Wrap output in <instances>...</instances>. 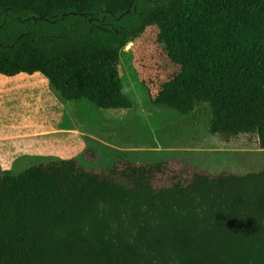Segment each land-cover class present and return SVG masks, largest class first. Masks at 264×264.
<instances>
[{
  "label": "trees",
  "instance_id": "16d2710c",
  "mask_svg": "<svg viewBox=\"0 0 264 264\" xmlns=\"http://www.w3.org/2000/svg\"><path fill=\"white\" fill-rule=\"evenodd\" d=\"M156 26L211 79L208 136H256L264 158V0H0V75L40 73L68 107L108 106L117 54ZM89 152L0 174V264H264V168L114 151L96 170Z\"/></svg>",
  "mask_w": 264,
  "mask_h": 264
},
{
  "label": "rangeland",
  "instance_id": "374dc122",
  "mask_svg": "<svg viewBox=\"0 0 264 264\" xmlns=\"http://www.w3.org/2000/svg\"><path fill=\"white\" fill-rule=\"evenodd\" d=\"M153 28L147 29L138 39L128 43L121 51V60H124L129 73L132 67L133 76L131 78L127 74L122 80L128 88L130 82L136 85L142 74L148 71L147 64L155 66L158 72L159 70L162 73L169 71L168 78L163 83L167 86L165 97L170 98L172 107L176 102L179 103L182 98L188 96L183 84L186 83L185 76L184 79L177 80L176 76L171 73L174 61L168 50L176 47L173 45L170 47L169 44L174 43L178 38L175 31L162 30L158 36L167 34L171 40L156 44L149 38L155 33ZM164 45L166 47H163ZM185 73L186 68L184 75ZM36 75V81L45 87L39 84L34 85L39 93L32 98L10 97L9 100L16 112L7 116L0 114V174L6 170L18 173L53 159H71L87 148L90 152L86 156V167L104 170L115 159L114 151H122L115 146L136 147L133 155L136 154L141 160L170 162V159L177 161L186 159L191 163L195 162L201 169L215 174L223 171L246 174L264 168L263 150L259 147L256 136H242L229 145L208 136L209 121L213 110L212 103H210L212 108L206 110L205 114L195 122L175 128L173 124L181 123L186 119L183 118L168 125L161 119L157 96L151 95V101H156L157 104L146 105L145 116L140 113L138 124H148L146 114L147 110L151 109L156 112L157 120L161 124L165 122L164 126L170 127H164L168 130L159 132L150 129L147 131L114 129L108 125L103 128L99 127L96 122H98L97 113L106 109L105 107L91 103L95 107L90 112L94 117L92 120L94 122L86 121L80 116L75 121L70 113L75 109V103L68 107L69 104L64 102L59 93L51 88L48 79L43 74ZM152 83L149 86L150 92L152 85H157L158 81ZM0 99L7 100L8 98L6 95H1ZM120 114L129 115V112H120ZM169 115L172 122L175 117L173 108L169 110ZM172 128L175 129L172 130ZM79 130L84 133H79ZM158 140L160 142H157ZM103 141L110 145L104 144ZM158 149L168 151L161 152ZM213 149L218 153L213 152Z\"/></svg>",
  "mask_w": 264,
  "mask_h": 264
},
{
  "label": "crops",
  "instance_id": "0c3cea01",
  "mask_svg": "<svg viewBox=\"0 0 264 264\" xmlns=\"http://www.w3.org/2000/svg\"><path fill=\"white\" fill-rule=\"evenodd\" d=\"M149 28H153V27H149ZM153 29L155 31H158V33L162 30L175 31V29L171 28L170 26H156ZM175 39H176V35H175ZM178 40L176 39L174 43H171V45H173L176 48H174L169 53V55L173 57V61H174L172 65V71H173L172 73L176 76L177 80H179V76H181L180 79H184V70L186 68V65L191 66V68L193 67L191 63L183 57L184 48L180 43V41L178 42ZM121 61L122 60L120 59V66L122 68ZM147 68L148 71L142 74V77L137 82V84L134 85L133 82H130L129 88L124 84V81L122 80L123 79L122 74L120 73V68H119V89H118L117 99L111 105L102 106L105 107L106 109H102L101 112L97 113L98 122L96 123H98L99 127L104 128L108 125L109 127L114 129L126 128V129H134V130L138 129L140 131H147L148 129H150L153 131L160 132L161 130L164 131V130H168L166 128H170L164 126L166 125L165 122L168 123L169 125L171 123H176L178 122V120L184 118L186 119L185 121L178 124H173V126L176 128L178 126H183L184 124L188 125L191 124L192 122H195L198 118L203 116L206 110L212 108V105L210 104L211 102L208 98L209 90L211 87V79L208 75H206L202 71L196 69L195 67L193 68L196 70V72L199 75H201L199 84H196L194 86L191 85L189 82L183 83L185 85L184 87L186 88L188 96L186 98H182L179 103L176 102L175 105L171 107L170 98H168V96L165 97V91L167 90V86H164L163 83L168 78L169 71H164V73H162L161 70H159L158 72V69L155 66H151L149 64H147ZM36 74L34 75L19 74L14 77H7L4 75H0V96L6 95L8 98L7 100L0 99V114L7 116L8 114H14L16 112L15 108L13 107V105L9 100L10 97L32 98L33 96L39 93V90L35 89L34 85L39 84L45 87L43 84H40L39 82L36 81V76H37ZM128 75H129L128 77L131 78L133 77L132 67ZM156 80L158 81V84L152 85V90L150 92L149 86L153 84L152 82ZM151 95L157 96L156 99L161 110L160 111L161 119H163L165 122L161 124L157 120L156 112L152 111L151 109H148L146 114L148 124L139 125L138 121L140 119V113L142 114V116H145L146 105L157 104L156 101H151L150 99ZM91 103L97 104L87 99H79L74 105H75V109H77L81 113L80 118H84L86 121L89 122H94L92 121L94 120V117L91 116L90 112L91 109L94 110L95 107H93L94 105H92ZM171 108H173L175 112L174 115L175 117L172 122L170 120V115H169V110ZM66 109L68 110L67 105H66ZM120 112H129V115L120 114ZM175 128H172V130ZM78 132L81 134L84 133L81 130H79ZM157 142L160 141L158 140ZM103 143L106 145H110L106 141H103ZM115 148L122 151H128L134 153V149L136 147L115 146ZM84 150H82L81 152H83ZM158 150L161 152L168 151L167 149H158ZM186 152H191V151H186ZM213 152L218 153L214 149ZM182 161L191 163L186 159ZM191 164H193L194 166H198L195 162Z\"/></svg>",
  "mask_w": 264,
  "mask_h": 264
},
{
  "label": "bare ground",
  "instance_id": "6f19581e",
  "mask_svg": "<svg viewBox=\"0 0 264 264\" xmlns=\"http://www.w3.org/2000/svg\"><path fill=\"white\" fill-rule=\"evenodd\" d=\"M149 38H151V41H153L156 44L160 43L161 41H170L171 40V38L167 34H163V35L158 36V31H155V33L153 35L149 36ZM169 45H170V47H172L171 43ZM163 47H166V45H164ZM173 49L174 48L169 49L168 52L172 51ZM117 57L121 59L119 54H117ZM121 63H122V68L120 69V73L122 74L123 79H124V76L129 74V70H128V68L126 69V65H125L123 59H122ZM193 68L194 67L191 68V66L186 65V73L184 76L186 78V82H189L191 85L195 86L196 84H199L200 75ZM180 73H181V71H180ZM180 78H181V76H179V79Z\"/></svg>",
  "mask_w": 264,
  "mask_h": 264
}]
</instances>
